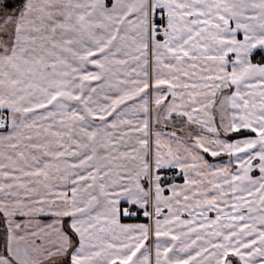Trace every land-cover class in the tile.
<instances>
[{
	"label": "snow or ice",
	"instance_id": "1",
	"mask_svg": "<svg viewBox=\"0 0 264 264\" xmlns=\"http://www.w3.org/2000/svg\"><path fill=\"white\" fill-rule=\"evenodd\" d=\"M0 264H264V0H0Z\"/></svg>",
	"mask_w": 264,
	"mask_h": 264
}]
</instances>
